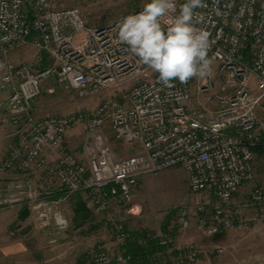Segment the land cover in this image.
<instances>
[{"label": "built area", "instance_id": "2783aa9c", "mask_svg": "<svg viewBox=\"0 0 264 264\" xmlns=\"http://www.w3.org/2000/svg\"><path fill=\"white\" fill-rule=\"evenodd\" d=\"M176 2L178 13L184 0ZM204 4L196 10L205 18L198 27L211 33L208 54L218 65L219 86L226 93L209 98L217 105L210 117L205 103L193 102L191 80L163 86L158 73L118 42L115 25L140 12L143 5L113 22L93 26L79 9H57L52 0H0V95H7L0 101V111L8 112L16 137L0 161V171L43 172L46 185L56 183L68 194L84 193L90 208L105 211L113 202L129 207L142 176L182 167L189 190L202 196L194 211L186 202L178 206L182 231L193 227V217L199 233L208 239L242 229L249 220H264V183L240 195L254 181L256 149H264V0H204ZM23 46L36 50L37 64L48 60L50 65L35 71L16 64L11 54ZM49 75L80 98L105 97L90 114L37 117L32 104ZM107 122L130 154L118 155L109 144ZM78 123L86 131L84 158L67 142L69 129ZM22 188L14 184L0 198V206L20 201L19 193L38 199V192ZM35 209L38 217L49 216L46 203H37ZM127 210L132 212L131 207ZM54 218L59 228L67 226L59 213ZM117 231L119 238L130 237L123 225ZM159 244L179 252L178 264H189L206 251L203 246L177 247L173 236L160 238ZM223 250L216 245L209 252ZM89 255L93 264L133 262L131 255L106 248L92 249ZM159 259L153 264H162Z\"/></svg>", "mask_w": 264, "mask_h": 264}, {"label": "rangeland", "instance_id": "374dc122", "mask_svg": "<svg viewBox=\"0 0 264 264\" xmlns=\"http://www.w3.org/2000/svg\"><path fill=\"white\" fill-rule=\"evenodd\" d=\"M144 3V0H52L54 8L79 9L85 22L93 26L113 22L138 9ZM35 53L36 50L32 46L19 47L13 51L12 60L18 64L28 65L35 71H42L43 65L37 64ZM45 62L48 67L50 62L48 60ZM212 66L211 75L191 79L193 102L195 105L205 103L207 109L205 114L209 117L213 115L211 109L217 106L214 103L210 104L209 98L215 94H226L219 86L217 63L212 61ZM211 80L213 83H210ZM207 86L210 87L206 88ZM104 97L105 95L80 98L66 84L49 75L44 78L41 94L33 101L32 109L41 118L77 112L90 114L101 104ZM69 130L75 136L78 149L83 150L86 137L84 125L78 123ZM105 133L109 144L118 155H128L132 152L113 137L108 122ZM252 166L254 181L246 184L241 189L240 195H245L252 186L264 183V153L256 154ZM2 180L3 178L0 177V182ZM2 197L3 195L0 196ZM201 197L200 194H194L189 190L186 172L182 167L142 176L129 207L125 206L126 204L118 205L113 202L105 211L90 208L84 193L68 194L56 183H48L45 189H38V199L41 198V201L47 204L49 216L46 219L38 215L33 216L31 222L33 228L31 227L30 230L22 226L14 229L12 221L17 218L16 215L14 216L16 210L13 211L10 205L0 206V264H93L89 257L92 249L106 248L114 253L125 252L127 240L118 236L117 228L120 225L129 232L132 241L139 234L142 237L144 233L148 237L158 239L166 236L178 238L185 232L177 222L178 206L186 202L194 211L195 204ZM38 199L35 204L39 203ZM79 199L85 201L91 213L89 220L82 225L75 223V208ZM130 207L132 212L127 210ZM54 213H59L67 219L66 227L57 226ZM191 230L194 231L193 236L188 239L183 236L190 241L189 244L184 242L183 249L187 250L188 245H194L203 246L206 251L200 253L189 264H264V220H249L242 229L208 239L199 233L196 219L193 217ZM216 245L224 250L221 253H210L209 250ZM164 250L167 251L166 255L169 252L170 257L174 252H178L175 248L170 250L164 248ZM178 256L179 253L168 259L170 262L163 261L162 264H178Z\"/></svg>", "mask_w": 264, "mask_h": 264}, {"label": "clouds", "instance_id": "9594fccd", "mask_svg": "<svg viewBox=\"0 0 264 264\" xmlns=\"http://www.w3.org/2000/svg\"><path fill=\"white\" fill-rule=\"evenodd\" d=\"M202 7L204 0H184L177 13L176 0H147L140 12L123 17L113 31L118 42L158 73L160 84L172 87L176 80L187 83L213 71L208 56L211 33L198 27L205 19L196 11ZM169 15L172 18L165 25L163 20Z\"/></svg>", "mask_w": 264, "mask_h": 264}, {"label": "crops", "instance_id": "0c3cea01", "mask_svg": "<svg viewBox=\"0 0 264 264\" xmlns=\"http://www.w3.org/2000/svg\"><path fill=\"white\" fill-rule=\"evenodd\" d=\"M12 58V54H11ZM18 64V63H16ZM6 94L1 95V100L0 101H6ZM35 104V103H34ZM34 110H36L34 108ZM34 114L37 116V113L34 112ZM41 117V116H37ZM14 127L9 121V114L6 110L0 111V161H2L6 155L8 154L9 150L12 148V146L16 143V137L13 135ZM72 135V136H71ZM75 136L71 134V131L69 130L68 135H67V142L69 148L75 152L79 158H84L83 150L78 149V145H76L77 141L74 139ZM0 177L3 178V180L0 182V196L3 195L6 196L9 193V189L14 185V184H21L23 186V190L27 191H34L35 195L38 192V188L41 187L42 185H45V188L47 185L45 184V179H44V174L43 172H30V173H22V172H17V171H0ZM44 188V189H45ZM43 190V189H40ZM19 196L20 201L18 200L14 204H12L10 207L13 208V211L18 214L14 213V216L16 215L17 218L15 217L12 221L14 229H16L17 226H22L23 228L27 227V229L30 230L32 227L31 222H32V217H37V212L35 209V200L28 199L26 194L24 193H19L17 194ZM24 201V202H23ZM39 202H41V198L38 199ZM21 206H24L21 208ZM25 208L28 211L27 216L24 219H20L19 216ZM31 218V220H29ZM37 219V218H36ZM23 224V225H22ZM33 228V227H32ZM194 231L189 230L188 232H184V235L179 236L177 238L178 246L177 247H183L184 242L186 241V244H189L190 241L187 239L193 236ZM187 237V239H184V237ZM192 240V239H191ZM12 241L15 243V240L12 239ZM165 255L163 257L159 256V260L161 262H170L168 259L174 257L169 256L168 253L166 255V252H164ZM15 256V255H14ZM162 258V259H161Z\"/></svg>", "mask_w": 264, "mask_h": 264}, {"label": "trees", "instance_id": "16d2710c", "mask_svg": "<svg viewBox=\"0 0 264 264\" xmlns=\"http://www.w3.org/2000/svg\"><path fill=\"white\" fill-rule=\"evenodd\" d=\"M46 62L43 63V70L46 68ZM264 153L263 148H257L256 154ZM28 214L27 209L20 214L19 218L24 219ZM75 223L82 225L87 222L91 217V213L86 207L85 201L79 199L75 208ZM139 234L134 241L128 237L127 244L125 245L124 251L133 257L132 264H153L155 260L159 258L158 254L164 252V247L159 244L157 237H148L146 233L142 237ZM179 252H174L173 255L177 256Z\"/></svg>", "mask_w": 264, "mask_h": 264}]
</instances>
